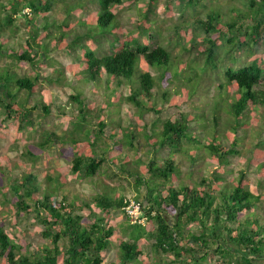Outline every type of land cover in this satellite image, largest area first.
Masks as SVG:
<instances>
[{"label":"trees","instance_id":"16d2710c","mask_svg":"<svg viewBox=\"0 0 264 264\" xmlns=\"http://www.w3.org/2000/svg\"><path fill=\"white\" fill-rule=\"evenodd\" d=\"M93 1L98 4L96 13L77 19L74 11L77 8L86 9L84 1L69 6L68 0H0V54L15 61H26L35 71L33 76H21L9 65L1 67L0 110L4 115L0 119V126L8 119L15 120L18 130L32 125L31 111L38 107L39 103L44 113H48V106L42 100L29 107L26 103L36 93L37 83L41 80L54 84L63 82V69L54 70L42 78L40 75L39 59L46 57L53 49L79 51L76 67L72 69L73 74L75 73L80 81H89L94 87L104 85V89H109L107 98L112 104L116 103L115 98L122 95L118 90L120 86L128 83L131 84L130 93L124 96L127 102L140 107L141 110L159 111V108L149 105L148 102L156 96L155 86H158V82L168 84L170 79L168 73L164 75L166 70H161V67L168 66L170 62L176 65L177 61L171 58L169 49L160 44L151 47L140 43L131 33L122 34L112 7L123 0ZM156 2L157 0H148L144 12L154 11ZM256 2L248 0L253 8L251 12L239 13L237 17L226 20L223 24L218 22V13H207L202 18L199 17L200 13H196V17H193L191 26L197 27L203 33L205 48L202 53L205 54L206 63L210 68L216 67V52L220 40L230 44V54L234 50L249 47L259 49L264 44V0L257 9ZM57 5L60 6L61 12L59 19L49 15V12L57 9ZM23 8L28 9L27 14L22 12ZM20 13L23 16L22 24L17 23V15ZM142 21L137 27L141 33H147L151 27L145 25L146 19ZM76 24L81 31L75 30ZM20 25L25 26L27 36L20 52H17L12 47L9 48L3 37L7 31L14 32ZM233 33H237L239 37L232 36ZM106 34L113 37L110 42L111 50L99 55L95 50L99 45L96 42ZM93 39L96 46L92 43ZM141 66L160 71L158 79L149 70H142ZM187 67L193 66H183L179 70L182 72ZM193 71L197 75V71ZM263 77L264 56H256L250 63L237 68L230 65L223 68L222 79L225 85L236 87L237 96L231 97L230 94L229 97L225 91L214 94L210 106L211 112L214 113L211 119L212 122L217 121L224 113L226 121L223 126L229 132L231 130L232 134L228 135L225 131L219 133V125L215 122L214 128L212 126L211 129L207 124H200L202 129L206 128L203 131L205 135L201 136L190 130V115L179 113L178 117L162 121L159 132H155L154 128L149 133L145 131L148 137L146 141L149 142L147 145L160 156V162L152 158H147V162L143 163L139 158L129 161L126 157H118L117 160L122 161L120 170L134 178L137 192L135 201L141 208L140 218L146 219L147 226L141 222H130V219L120 230L123 237L118 241L117 261L108 264H207L210 259H215L217 264H264L261 263L264 260V215L255 210L264 197V190L258 193L251 191L245 182L244 171L239 173L235 182L223 184L220 174L222 170H217L213 178L201 176L198 181L189 184L182 181L180 167L174 157L175 153H186L187 148H192L187 153L192 162L196 161L201 153L211 157L218 166L227 163L231 154L238 153L233 148L240 143L234 135L236 129L249 124L250 119L254 118L255 109H264V86L262 89L256 88L262 83ZM12 88L15 90L11 91ZM187 92L189 93L190 89ZM168 95L169 92L165 89L160 97L166 100ZM70 99L78 103L79 118L85 123L89 122V107L86 106L83 93L78 90L70 95ZM173 99L177 100L176 91L173 92ZM95 117L98 126L96 136L100 137L106 123L104 117L98 114ZM196 117L205 119L201 113ZM260 117L264 124V110ZM142 126L145 128V124ZM128 129L129 126L122 127V135H125ZM88 133L87 137L91 132ZM220 136L229 140L228 147L222 144ZM62 137L64 136L47 131L44 140L38 143V151L26 150V154L34 158L44 148L49 147L52 141H71L78 147L71 160L70 171L86 178L95 176L107 158L104 156L106 151L97 153L100 151L98 142L103 138H94L92 141L86 139L81 144L82 142H78L79 138L62 140ZM198 141L201 143L196 145ZM105 144L109 145L103 147L106 150L113 148L114 154L122 153L123 148L119 142ZM260 144L263 145V142ZM131 145L132 142L128 144L129 149H133ZM165 148H168L167 153L161 151ZM253 154L254 158H257L261 154L259 148L254 149ZM109 158L113 159V155L110 154ZM136 162L145 164L147 168V178L143 180V185ZM257 167L259 174L263 176L264 159L257 162ZM4 170L8 169L0 164L2 175ZM57 183L56 188L41 192L36 174L29 170L23 174L20 182L9 184L11 198L7 201L11 203L15 213L34 212L36 220L42 226L41 235L49 242L32 249L29 241L18 236L11 237L0 218V264H105L103 251L111 245L115 227L107 223L106 215L95 212L92 206L107 212L113 207L123 208L129 200L122 195H102L105 192H114L109 186H103L102 193L96 192L89 200L80 204L75 199L68 200L66 195L57 200L56 191L62 182ZM84 208L89 209L86 216L79 212ZM143 240H150V257L144 256L141 248Z\"/></svg>","mask_w":264,"mask_h":264},{"label":"rangeland","instance_id":"374dc122","mask_svg":"<svg viewBox=\"0 0 264 264\" xmlns=\"http://www.w3.org/2000/svg\"><path fill=\"white\" fill-rule=\"evenodd\" d=\"M68 1H70L69 6L80 1H84L87 5V7L85 6L86 9H75L74 14L77 19L93 15L98 9V4L93 0ZM183 1L185 2H182V0H157L155 10L147 13L144 12V8L148 0H123L120 4L112 7L122 34L130 35L131 33L133 38L138 39L140 43H146L151 47L160 44L169 49L171 58L177 61L176 65L178 69L175 63L171 64V62L168 66L161 67V70H166L164 75L168 73L170 79L168 84H159L158 82V86H155L157 90L155 91L156 96L148 102L149 105L151 104L153 107L159 108L158 112L141 110L140 107L125 100L124 96L130 93L131 84L124 83L120 86L118 90L122 95L115 98L116 103L112 104L107 98L109 89H104V85L97 88L89 81H80L75 75L73 76L72 69L76 67L75 63L78 61L77 54L79 51L77 50L53 49L47 53L46 57L39 59L41 78L58 69H63L65 78L62 83L54 84L42 80L37 83L36 93L29 98L26 106H32L34 103L37 104V101L42 100L48 106V113H44V110L40 108L41 103H39L38 107L31 111L32 125L18 130L15 126V120L8 119L0 126V164H3V167L8 169L4 170L5 173L3 175L0 172V218L6 225V232L11 237L18 236L29 241L32 249L35 246L49 242L42 237V226L36 220L34 212L19 211V213H15L11 203L7 201L11 198L10 191H8L9 184L20 182L23 174L29 170H32L36 174L41 192L53 187L56 188L57 182H62L56 191L57 200L66 195L68 200L75 199L80 204L82 201L89 200L96 192L102 193L104 191L103 186H109L112 187L110 189L114 192H105L102 195L112 197L122 195L126 199L135 201L137 192L134 178L124 173L123 170H120V167L122 168L120 166L122 161L117 159L118 157L121 159L126 157L129 161H135L136 158H139L140 162L144 163L147 162V158H153L155 161L160 162V156L155 154L154 151L149 152L148 147H146L149 144L146 141V138H148L146 132L149 133L153 128L155 132H159L161 122L166 118H175L179 116V113H186L190 115V130L196 131L201 136L205 135L203 131L206 128L202 129L200 124H207V127L211 129L215 122L219 125L217 128L219 133L225 131L224 133L228 132V135L232 134L231 130L229 132L223 126L226 121L224 113L221 114L219 120L212 122L211 118L214 113L211 112L210 108L212 106L211 98L218 91H225L229 97L230 94L231 97L237 96L234 85H225L222 79L223 68L226 65L237 68L238 66L250 63L256 56H264V44L259 49L249 47L244 50H234L230 54V44H226L220 40L218 41L216 52V67L210 68L206 63L205 54L202 53L205 48V44L202 41L203 33L197 27L191 26L193 22L191 20L193 17H196V13H200L199 17L202 18L207 13L213 12L220 15L218 22L223 24L226 20L237 17L239 13L251 12L253 8L248 3V0ZM256 1L255 9L263 3V0ZM22 12L27 14L28 9L23 8ZM60 13V6L57 5V9L51 13L49 12V15L55 19H59ZM143 13H146L145 16ZM17 16V23L20 22L22 24V13ZM38 18L40 21L42 20L40 17ZM143 19L147 21L145 25L151 27V30L147 33H141L137 27V24L143 23ZM75 30L81 31L82 29L76 24ZM26 36L25 26L20 25L14 32L7 31L3 38L5 43L9 45V48L12 47L15 51L20 52ZM232 36L239 37L237 33H233ZM69 37L71 38V36ZM69 37L67 40H69ZM112 39L111 34L101 36L96 42V44L99 43L98 48H95L97 54L102 55L110 52V42ZM92 43L96 46L94 39ZM8 65L21 76H33L35 74V71L28 62L15 61L13 58L0 54V69ZM183 66L193 67H187L181 72L179 69ZM141 68L142 70H149L158 79L157 75H159L160 71L148 66H141ZM192 68L197 71V75ZM220 85L222 87H219ZM263 86L264 77L262 83L257 85L256 88L262 89ZM165 89L168 90L169 97L166 100H162L160 96ZM189 89L190 92L188 93ZM13 90L15 88L11 89V91ZM78 90L83 93L86 106L89 107V122L87 123L79 118L78 103L76 104L70 99V95L75 94ZM175 91L177 92L176 101L173 99V92ZM192 92L193 94L190 95ZM169 99L174 101V103H171L172 101H169ZM263 110V107L255 109L253 112L254 118L250 119L249 124L236 129L234 135L240 143L233 148L238 153L231 154L225 164L218 166L211 157L201 153H199L198 159L192 162L187 157L188 151H191L192 148H187L186 153H175V162L180 167L182 181L193 184V181H198L201 176L211 179L215 176L217 170H222L220 174L224 184L225 182H235L239 173L244 171L245 182L251 191L258 193L264 190V175L261 176L257 170V162L264 159V124L260 117V113ZM199 113L203 114L205 119L201 117L198 119L196 116ZM97 114L104 117L103 120L106 123L102 129L103 134L100 137L96 136L98 135V126H96L97 117H95ZM108 114L111 116L107 117ZM2 115L4 114L0 110V119ZM144 124L145 128L142 126ZM152 124L153 127L151 128ZM127 126L130 129L125 132V135H122L121 128ZM47 131L64 136L61 138L62 140L79 138L78 142H82L81 144L89 138L91 140L103 138L106 141L109 140L108 138H112V141L117 140L121 144L123 150L121 154H114L113 148H109L108 150L103 148L105 145L101 139L98 142L100 151L97 153L106 151L104 156L107 158L95 176L86 178L70 171L71 160L75 156V149L78 147L74 142L70 141L68 143L69 141H65L61 143L55 140L50 142V146L44 148L37 157L32 158L26 154V150L38 151V143L44 140L45 132ZM88 132H91L89 137L86 136L89 134ZM220 137L222 138V144L228 147L229 140L224 139L223 136ZM131 142L133 149L128 148V144ZM261 142H263V145L260 144ZM200 143L198 141L196 145ZM168 148L161 151L167 153ZM256 148H259L261 154L257 158H254L253 151ZM107 152H111L113 159L106 156ZM126 154L127 156H125ZM114 155H117V157ZM136 163L139 166V176L142 180L141 185H143V180L147 178V168L145 164ZM47 178L53 180L49 181ZM174 183L177 184L176 179H174ZM137 196L139 197V195ZM92 208L95 212L106 215L107 223L115 227V235L109 248L103 251V258L105 264L116 262L118 258V241L123 237L120 230L131 218L127 215L124 207H113L107 210V212L95 206H92ZM255 210L264 215V197ZM79 212L86 216L89 213V209L84 208L83 210H79ZM130 222H132V219ZM141 224L147 226L146 219H142ZM149 244L150 240H143L141 244L145 257L146 255H149V257L151 255L148 251ZM217 263L215 259H210L207 262V264ZM261 263H264V260Z\"/></svg>","mask_w":264,"mask_h":264},{"label":"built area","instance_id":"2783aa9c","mask_svg":"<svg viewBox=\"0 0 264 264\" xmlns=\"http://www.w3.org/2000/svg\"><path fill=\"white\" fill-rule=\"evenodd\" d=\"M127 200L129 201L124 206L127 215L132 219V222H141L142 219L140 216L142 215V212L139 203L131 199Z\"/></svg>","mask_w":264,"mask_h":264},{"label":"crops","instance_id":"0c3cea01","mask_svg":"<svg viewBox=\"0 0 264 264\" xmlns=\"http://www.w3.org/2000/svg\"><path fill=\"white\" fill-rule=\"evenodd\" d=\"M73 76H74V74H73ZM108 139H109V138H108ZM89 141H92L91 138H89ZM103 141L107 142L108 144H112V140L110 141V139H109L108 141H106V140L103 139ZM105 142H104L103 144H104L105 146H107V145L105 144ZM115 142H118V141L116 140ZM105 146H103V147H105ZM108 146H109V145H108ZM108 146H107V147H108ZM146 147H148L147 149H148L149 152L153 151V150H152V147H151L150 145H147ZM110 154H111V152H110V153L107 152V155H106V156L109 157ZM150 157H151V156H150ZM152 159H153V158H152Z\"/></svg>","mask_w":264,"mask_h":264}]
</instances>
